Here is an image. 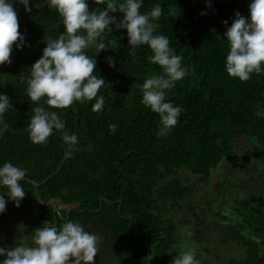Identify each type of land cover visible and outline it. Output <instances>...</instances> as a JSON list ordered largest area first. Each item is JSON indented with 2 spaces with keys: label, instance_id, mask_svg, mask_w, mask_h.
<instances>
[{
  "label": "trees",
  "instance_id": "16d2710c",
  "mask_svg": "<svg viewBox=\"0 0 264 264\" xmlns=\"http://www.w3.org/2000/svg\"><path fill=\"white\" fill-rule=\"evenodd\" d=\"M43 2L32 0L29 7ZM250 3L144 0L141 13L156 4L163 8L156 34L169 38L188 69L168 91V100L184 111L166 137L156 134L159 115L141 103L145 79L163 70L150 63L153 53L147 45L130 54L127 31L112 25V33L103 37L110 48L97 55L94 48L87 50L97 62L94 74L105 80L98 93L105 98L103 110H92L95 99L49 109L62 114L65 131L79 136L71 158L65 157L67 146L59 131L39 145L27 131L32 109L48 107L46 97L37 104L26 94L29 68L42 56L48 37L63 33L62 18L48 5L22 14L20 32L30 46L22 51L14 47L11 65L0 66V93L13 103L4 116L10 130L0 138V165L25 168L26 178L39 184L42 202L82 211L73 210L70 221L103 229L113 239L118 264H172L181 243L196 246L199 264H206L202 258L210 249L225 252L219 264H264V174L253 164L264 168V73H254L247 82L230 77L225 68L229 45L223 37L237 12L249 15ZM96 8L103 5L89 0V10ZM14 9L19 13L25 8L17 2ZM110 125H116L114 133ZM251 139L259 150L240 155L236 143ZM233 158L238 160L224 164ZM216 170L218 182L213 180ZM22 186L26 195L21 206L9 202L0 214V247H16L21 236L31 245L41 227L35 214L44 207L36 189L23 181ZM207 186L218 193L200 198L197 193ZM43 215L51 212L37 216Z\"/></svg>",
  "mask_w": 264,
  "mask_h": 264
},
{
  "label": "clouds",
  "instance_id": "9594fccd",
  "mask_svg": "<svg viewBox=\"0 0 264 264\" xmlns=\"http://www.w3.org/2000/svg\"><path fill=\"white\" fill-rule=\"evenodd\" d=\"M17 2L30 10L32 0H0V66L11 65L14 47L22 51L30 46L27 37L20 32L14 9ZM45 2L62 18L64 31L56 39L48 37L42 56L29 68L26 94L37 104L46 97L48 106L32 109L34 115L27 125L29 139L34 144H45L55 131H59L67 146L65 157H72L79 136L65 131L66 121L61 118L62 114L49 109H67L75 103L95 99L92 110H103L105 98L98 93L105 80L94 74L97 62L87 55V50L94 48L97 55L109 49L111 42L106 44L103 37L106 32L112 33V25L117 30L127 31L130 54L135 55L137 48L147 45L153 53L150 63L162 68V75L145 79L141 103L159 115L157 137L170 134L184 109L168 100V91L186 77L188 69L182 64L183 57L170 47L169 38L156 34L160 27L157 21L164 14L161 5L156 4L150 11L141 13L144 0H94L95 4L103 5L102 9L94 11L89 10V0ZM115 13L122 14L119 21ZM224 24L227 26L228 21ZM223 37L229 45L225 68L230 77L247 82L254 73H264V0H251L248 16L237 12ZM11 109L12 99L0 93V138L10 130L4 116ZM109 127L114 133L116 125ZM27 175L22 166L11 162L0 165V188L6 189L0 193V214L5 213L9 202L17 208L21 206L26 195L22 181ZM24 238L21 236L14 248L0 247V257H4L0 264H95L99 251L98 236L86 231L79 222L65 221L61 227L46 222L35 229L31 245L26 244ZM196 255L195 249L181 251L172 264H199Z\"/></svg>",
  "mask_w": 264,
  "mask_h": 264
},
{
  "label": "flooded vegetation",
  "instance_id": "af4514ba",
  "mask_svg": "<svg viewBox=\"0 0 264 264\" xmlns=\"http://www.w3.org/2000/svg\"><path fill=\"white\" fill-rule=\"evenodd\" d=\"M52 203L57 204L56 209L53 207ZM40 206H43L44 209L40 212H37V214H35V219L37 220V223L39 226H43V224L46 222L48 224L56 226V225H58L59 221H70V214L72 213V211L75 209L78 210L76 207L64 208L63 206H61L60 204H58L54 201L43 202V204H40ZM63 211H65V216L63 214ZM78 211H80V210H78ZM50 212H51V215H47V218H45L44 215L42 218H38V216H37L39 214L42 215L43 213H45V215H46ZM80 212H82V211H80ZM122 217L124 219H130L131 220L130 217H125L123 215H122ZM52 221H53V223H52ZM77 222H79V221H77ZM83 227L85 228L86 231H89V232L96 234L99 238V241H98L99 251L97 253V256L95 257V264H118L117 255L112 251L113 239L111 237H109V235L103 229H101L98 226H92L90 224H86ZM146 244H148V240L146 241ZM150 249H152V246L150 247Z\"/></svg>",
  "mask_w": 264,
  "mask_h": 264
},
{
  "label": "rangeland",
  "instance_id": "374dc122",
  "mask_svg": "<svg viewBox=\"0 0 264 264\" xmlns=\"http://www.w3.org/2000/svg\"><path fill=\"white\" fill-rule=\"evenodd\" d=\"M236 150L237 152L241 155L242 153L246 152L247 151H251V152H256L259 150V145L258 143L255 141V140H239L237 143H236ZM238 159L236 158H233V159H228L225 161L224 164H228V163H233L234 161H236ZM254 164V167L259 171L260 174H264V168L257 162L253 163ZM221 169V168H220ZM219 169V170H220ZM219 170H216L214 173V176H213V180L215 181H221V176L219 175ZM258 173V175H259ZM237 179L239 180V178L237 177ZM236 180V181H238ZM230 191V190H229ZM216 193H218L217 191L214 192V189H211L210 186H207V188H201V190H199V192L197 193L200 198H212V196H214ZM224 202H227V200L225 199ZM228 212L229 210L227 208H224V212ZM190 244L188 243H181L180 244V247L182 248V251L184 250H188V249H195L196 250V246H191L189 247ZM211 251L206 253V255L203 256L202 258V261H204V263L206 264H219V263H222L225 259L224 256L225 255V252L223 253V251L221 250H212L210 249ZM223 253V254H222Z\"/></svg>",
  "mask_w": 264,
  "mask_h": 264
},
{
  "label": "water",
  "instance_id": "95a60500",
  "mask_svg": "<svg viewBox=\"0 0 264 264\" xmlns=\"http://www.w3.org/2000/svg\"><path fill=\"white\" fill-rule=\"evenodd\" d=\"M217 1H218L220 4H229L232 0H224V1H222V0H217ZM46 6H47V3L45 2V3H43L42 5L37 6V7H29L30 10H26V9H24V10L20 11L19 13H17V14H18V18H19L22 14H24V13H26V12L34 11V10H40V9L45 8ZM59 170H60V169H59ZM54 175H56V174H53L51 177H53ZM23 182L31 183V184L33 185V187L36 189V192H37L38 201L40 202V204H43V202H42V200H41V198H40V195L38 194V191H37L39 184L35 183L34 181H32L31 179H28V178H25V181H23ZM52 205H53V207H54L55 209L57 208V204L52 203ZM101 205H102V204H101Z\"/></svg>",
  "mask_w": 264,
  "mask_h": 264
}]
</instances>
